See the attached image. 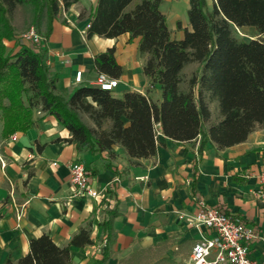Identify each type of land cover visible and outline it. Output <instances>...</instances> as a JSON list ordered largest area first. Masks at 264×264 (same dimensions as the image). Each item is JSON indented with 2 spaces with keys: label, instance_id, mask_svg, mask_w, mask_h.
I'll list each match as a JSON object with an SVG mask.
<instances>
[{
  "label": "trees",
  "instance_id": "16d2710c",
  "mask_svg": "<svg viewBox=\"0 0 264 264\" xmlns=\"http://www.w3.org/2000/svg\"><path fill=\"white\" fill-rule=\"evenodd\" d=\"M163 1L97 0L88 16L89 39H116L123 34L139 39L149 86L145 94L127 91L117 98L94 86H83L66 97L47 65L46 45L53 23L62 10L68 11L79 0H0L3 137L30 130L40 112L68 129L69 142L80 152L115 157L116 148H122L132 165L156 156L160 135L179 143L200 138V154L208 143L220 150L244 143L264 125V0H213L211 5L208 0H189L190 29L184 30L181 40L172 37ZM18 11L44 37L40 45L18 40L13 25ZM246 27L255 29L253 39L241 35ZM7 43L15 47L9 49ZM94 65L98 74L115 80L122 76L115 48L97 54ZM191 65L197 68L189 72ZM154 89L161 93L158 100L151 94ZM100 196L95 215L101 218L81 229L69 246L58 247L44 235L31 240L28 255L6 264H71L73 248L93 244L94 224L104 232L105 244L100 258L91 264H105L113 254L114 221L119 213L111 189Z\"/></svg>",
  "mask_w": 264,
  "mask_h": 264
},
{
  "label": "crops",
  "instance_id": "0c3cea01",
  "mask_svg": "<svg viewBox=\"0 0 264 264\" xmlns=\"http://www.w3.org/2000/svg\"><path fill=\"white\" fill-rule=\"evenodd\" d=\"M166 3L170 7L162 5V11L172 37L181 40L184 30L190 29L189 20L179 17L178 0ZM186 4L188 11L189 0ZM96 6L97 0H79L68 11L62 10L53 23L46 62L58 78L60 92L69 97L83 86L95 87V56L115 48L122 76L114 96L120 98L127 91L145 94L149 80L143 74L145 58L139 55V39L131 40L129 34L116 39L86 37L88 16ZM82 13L85 18H80ZM240 33L245 40L256 36L250 27ZM196 68L191 65L188 71ZM80 71L82 82L77 83ZM151 94L155 100L161 95L158 89ZM70 139L69 130L44 113L36 114L30 130L9 138L2 135L0 119V264L18 262L30 253L31 240L44 235L58 247H67L81 229L101 218L95 215L101 196H75L70 168L76 162L87 167L100 194L109 188L116 198L117 238L105 264H190L194 245L214 234L188 226L179 220L178 212L195 214L200 202L253 228L259 237L250 245V258L264 264V199L259 196L264 125L244 143L225 150L208 143L202 154L197 141L179 143L160 135L156 156L137 165L129 163L122 148H116L115 157L80 152ZM91 230L93 244L73 248L71 264H91L100 258L105 234L96 224Z\"/></svg>",
  "mask_w": 264,
  "mask_h": 264
},
{
  "label": "built area",
  "instance_id": "2783aa9c",
  "mask_svg": "<svg viewBox=\"0 0 264 264\" xmlns=\"http://www.w3.org/2000/svg\"><path fill=\"white\" fill-rule=\"evenodd\" d=\"M21 38L24 44L32 47L44 41V37L35 28L26 31ZM76 82H82L81 71L76 74ZM118 83V80L98 74L94 85L101 90L113 92ZM197 142L199 145L200 138ZM140 179L144 180V178ZM70 181L76 187L75 196L77 197L97 198L101 195L93 187L88 169L81 162L71 166ZM259 196L264 199V171L260 174ZM178 218L190 227L206 228L214 234L213 237L202 238L194 245L190 264H256L250 258V245L258 239L259 235L243 221L208 206L205 202L199 203V210L195 214L178 212Z\"/></svg>",
  "mask_w": 264,
  "mask_h": 264
},
{
  "label": "rangeland",
  "instance_id": "374dc122",
  "mask_svg": "<svg viewBox=\"0 0 264 264\" xmlns=\"http://www.w3.org/2000/svg\"><path fill=\"white\" fill-rule=\"evenodd\" d=\"M178 15L181 19H185L188 20V11H187V7L188 5L186 4V0H178ZM209 5H211V0H208ZM170 4L166 3L163 4V8H169ZM25 15L23 13V11H18V13L15 15V19L13 21V25L16 27L17 29V37L18 40L24 44V42L22 41V34H24L26 31H28L29 29H34V27L30 24V21L25 19ZM19 42V43H20ZM9 49H12V44L11 43H7Z\"/></svg>",
  "mask_w": 264,
  "mask_h": 264
}]
</instances>
